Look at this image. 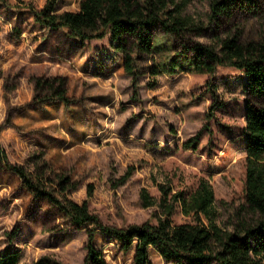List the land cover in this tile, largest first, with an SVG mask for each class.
<instances>
[{
    "label": "rangeland",
    "instance_id": "1",
    "mask_svg": "<svg viewBox=\"0 0 264 264\" xmlns=\"http://www.w3.org/2000/svg\"><path fill=\"white\" fill-rule=\"evenodd\" d=\"M21 1L19 8L0 4V257L82 264L92 227L74 225L25 186L16 167L54 199L86 201L110 228L156 223L160 208H143L141 189L158 200V185L188 193L203 179L213 192L217 225L232 230L245 212L246 78L223 66L211 76L182 69L193 43L217 46L236 33L244 42L264 43V0L235 4L212 22L207 0H167L169 8L181 4L203 30L175 38L155 25L149 28L153 53L127 39L132 74L108 34L70 39L64 29L35 21L32 10L46 0ZM78 2L58 0L55 12H75ZM52 79L63 81L65 102L53 97L59 83ZM169 219L191 220L178 204ZM93 243L105 264H132L133 248L123 250L115 237L96 233ZM148 254L152 264H171L151 248Z\"/></svg>",
    "mask_w": 264,
    "mask_h": 264
},
{
    "label": "trees",
    "instance_id": "2",
    "mask_svg": "<svg viewBox=\"0 0 264 264\" xmlns=\"http://www.w3.org/2000/svg\"><path fill=\"white\" fill-rule=\"evenodd\" d=\"M58 0H46L44 6L32 10L36 22L50 30L64 29L68 38L84 42L109 36L110 46L119 52L126 71L132 74L131 49L127 39H132L138 51L153 53L156 46L149 28L158 25L168 35L181 38L189 32L203 28L190 16L182 14L181 4L169 8L167 0H79L77 11L55 12ZM252 0H207L209 20L225 15L235 4ZM9 8H19L21 0H0ZM130 49V50H129ZM184 59L190 72L212 75L216 67H230L242 73L248 99L244 105V209L232 230L220 228L216 223L214 197L209 183L201 179L188 193H171L169 187L158 185L159 199L155 200L145 189L139 192L143 208L157 206L161 215L155 224L141 223L124 228L103 226L89 213L86 201L80 204L63 198L54 199L39 189L20 168L14 172L36 194L47 198L74 225H91L87 230L86 253L82 264H105L102 253L94 243L96 233L115 237L123 250L133 248L132 264H152L148 250L151 248L161 259L171 264H264V43L242 41L241 33L227 35L217 40V46L193 43ZM178 65H171L174 70ZM158 74V69H152ZM53 89L55 99L66 101L63 81ZM50 83V84H51ZM209 82H206L208 84ZM49 84V85H50ZM37 86L41 85L39 80ZM0 156L3 157L0 150ZM5 162V161H4ZM5 166H9L6 162ZM127 179V175L120 182ZM35 184V185H33ZM88 196L91 190L87 191ZM190 221L172 224L169 217L175 205ZM246 216V217H245ZM16 254L0 257V264H17Z\"/></svg>",
    "mask_w": 264,
    "mask_h": 264
}]
</instances>
